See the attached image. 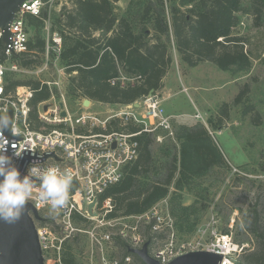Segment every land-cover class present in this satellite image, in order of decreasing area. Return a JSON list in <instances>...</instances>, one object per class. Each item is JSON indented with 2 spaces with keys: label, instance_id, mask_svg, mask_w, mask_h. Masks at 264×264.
<instances>
[{
  "label": "trees",
  "instance_id": "16d2710c",
  "mask_svg": "<svg viewBox=\"0 0 264 264\" xmlns=\"http://www.w3.org/2000/svg\"><path fill=\"white\" fill-rule=\"evenodd\" d=\"M39 17L27 15V24L35 29L28 41V51L12 55L24 68L42 64L47 41L39 30L48 18V1ZM55 15L50 35L61 36L58 64L68 74L66 95L74 99L89 98L108 104H131L159 91L172 62V45L180 60L188 66L209 61L219 69L233 72L251 67L244 39L234 33L239 23L237 12L240 0H129L123 14L117 11L119 0H68ZM255 24L264 20V0H250ZM51 42V40H50ZM49 55L56 57L53 51ZM3 56L1 55V58ZM75 73L72 75V72ZM6 75V91L28 85V120L32 129H39L37 105L58 96L38 79L11 78ZM124 76L123 82L118 78ZM111 79H115L111 83ZM249 92L244 84L234 98L241 103ZM251 112L253 124L261 118L254 106L244 103L243 114ZM229 116L226 102L218 111V118L209 117L208 126L218 129ZM202 122L193 125L174 124L173 138L164 137L155 152L153 137L141 133L137 138L139 152L134 161L124 167L122 178L110 184L103 197H111L113 209L109 217L141 214L161 199L168 198V209L177 231L189 234L201 220L205 192L219 170H230L225 155L211 130ZM135 128V127H134ZM194 200L182 202L183 194ZM253 217L246 231L257 238L255 247L238 264H264V223L253 205ZM147 238L149 235L147 233ZM119 243V242H118ZM125 247L123 242L119 243ZM135 258L144 264L136 255ZM63 264H80L71 246L66 244Z\"/></svg>",
  "mask_w": 264,
  "mask_h": 264
},
{
  "label": "built area",
  "instance_id": "2783aa9c",
  "mask_svg": "<svg viewBox=\"0 0 264 264\" xmlns=\"http://www.w3.org/2000/svg\"><path fill=\"white\" fill-rule=\"evenodd\" d=\"M45 3L44 0L22 2L9 26L10 44L5 49L0 30V113L8 112L9 108L13 110L11 135L3 133L6 153L13 157L21 177L27 174L34 162L43 167L67 169L74 177L69 202L58 213H52L48 206L39 202L35 195L39 191L38 183L29 201L45 218L43 222L34 221L44 264H63L66 244L81 236L87 243L76 255L80 264H141L134 254L127 252V247H141L148 239L147 233L149 253L160 264L198 250L221 254L224 261L235 264L234 256L246 245L233 240L231 228L234 218L228 225L229 229L223 230L219 214L213 211L196 225L191 235L182 236L178 234L169 212L167 198L141 214L108 216L113 203L111 197L102 195L110 184L122 178L124 167L136 159L140 147L137 137L145 132L158 142H162L164 137L173 138V117L165 111L157 93H148L121 109H111L102 114L88 109L82 99L73 101L78 111L72 110L63 93L57 96L51 92L48 99L37 105L40 128H31L28 120L31 87L21 85L7 92L5 77L10 72L27 71L13 61L12 55L28 51L30 26L27 15L39 17ZM48 26L46 19L42 28L49 32ZM51 35L40 70L53 64L49 62L50 51L58 59L61 50V36L55 31ZM118 79L123 82L125 77ZM110 81L114 83L115 79ZM41 82L50 90L51 85L60 84L59 81ZM59 101H63V109ZM62 110L65 111L64 116H61ZM194 116L202 119L198 112ZM93 201L91 210L95 214L89 211V204ZM118 242H123L125 247Z\"/></svg>",
  "mask_w": 264,
  "mask_h": 264
},
{
  "label": "rangeland",
  "instance_id": "374dc122",
  "mask_svg": "<svg viewBox=\"0 0 264 264\" xmlns=\"http://www.w3.org/2000/svg\"><path fill=\"white\" fill-rule=\"evenodd\" d=\"M57 1L59 4L49 5L48 3L49 32L44 28L39 30L47 42L51 40V23L61 7L60 3L67 1L70 4L68 0ZM127 3L128 0H119V5L123 8ZM240 3L241 10L237 12L239 23L234 28V33L244 39V49L249 53L251 59V67L248 70L239 72L222 70L209 61H201L196 66H188L180 60L172 45V68L169 72V76L174 80L176 90L180 87L178 70L186 84L193 87L188 90L187 94L184 92L177 96L179 100L183 99L182 104L185 112L189 114L194 112L189 96L201 108L206 121L209 117L218 118V111L224 102L229 106L228 119H225L216 130L208 127L212 129L211 131H215V138L231 169L228 171L219 170L214 177L207 178L205 185L210 183L211 185L205 192V200L201 203L204 207L201 210L200 221L205 220L214 211L219 214L224 230L229 229L228 225L234 218L231 228L233 240L246 245L238 255L234 256L235 264L244 263L246 253L252 250L257 242V238L246 231L244 222L246 218L248 223L251 221L253 205L259 213L261 222L264 223V20L260 25H256L250 8V0H240ZM28 31L32 36L35 29L29 27ZM49 59V62H53V64H49L47 69L40 70L42 67L40 64L28 67L27 71L10 72L9 76L22 80L32 78L40 81H59V85H51V87L57 89L58 95L63 93L68 106L72 110L78 111V108L73 106L72 99L66 95L68 74L64 70H58L62 68L58 64V59L51 55ZM244 84L248 85L249 92L241 103L236 104L234 98ZM244 103L254 106V110L260 115V124L252 123L251 112L243 114ZM164 106L166 105L164 104ZM166 109H168L167 106ZM97 110L104 114L102 108ZM189 118L199 120L194 117ZM175 124L178 122L175 121ZM162 143L153 139L151 143L153 152ZM193 200L192 194H183L182 202L184 204H189ZM192 233L181 234L178 232L182 236H189ZM86 243V238L81 236L69 240L67 245H70L72 252L78 255Z\"/></svg>",
  "mask_w": 264,
  "mask_h": 264
},
{
  "label": "water",
  "instance_id": "95a60500",
  "mask_svg": "<svg viewBox=\"0 0 264 264\" xmlns=\"http://www.w3.org/2000/svg\"><path fill=\"white\" fill-rule=\"evenodd\" d=\"M24 0H0V30L2 31L1 41L4 49L10 44L9 26L15 17ZM151 90L149 93L151 94ZM90 99L86 98L83 105H87ZM137 105V103H135ZM60 108L63 109V101H59ZM46 107H44L45 109ZM13 118V110L9 108L8 112L0 113ZM65 111H61V116ZM5 135H11V128L3 132ZM93 201L89 204V211L92 214ZM45 221V218L39 214L31 202L26 204V213L15 222L9 223L0 220V264H44L41 248L39 245L37 230L34 221ZM149 240H145L141 247L135 248L128 246L127 252L136 255L144 264H160L149 253ZM166 264H229L223 260V256L218 253L205 250L190 251L173 258Z\"/></svg>",
  "mask_w": 264,
  "mask_h": 264
},
{
  "label": "clouds",
  "instance_id": "9594fccd",
  "mask_svg": "<svg viewBox=\"0 0 264 264\" xmlns=\"http://www.w3.org/2000/svg\"><path fill=\"white\" fill-rule=\"evenodd\" d=\"M11 128V118L0 114V220L12 223L26 213V204L33 195L34 189L39 202L49 207L52 213H58L69 202V194L73 185L71 171L61 170L56 166L43 167L34 162L29 166L27 174L21 177L19 169L13 163L3 144V132ZM15 156H19L17 153Z\"/></svg>",
  "mask_w": 264,
  "mask_h": 264
},
{
  "label": "crops",
  "instance_id": "0c3cea01",
  "mask_svg": "<svg viewBox=\"0 0 264 264\" xmlns=\"http://www.w3.org/2000/svg\"><path fill=\"white\" fill-rule=\"evenodd\" d=\"M128 2H129V0H128ZM48 3H49V5L59 4V1L52 0L50 2L48 1ZM63 4L69 5L67 1H64V3L63 2L60 3L61 6ZM45 5H46V3H45ZM116 5H117V8H118L117 9L118 13L119 14H123L127 5L123 8V7H121L119 5V1H117ZM59 10H60V7H59ZM178 57H179V55H178ZM171 68H172V64L170 65L166 75L163 78V86H162V88L159 91L156 92L162 99V105H163V107H165V111L169 115H171L173 117L172 118V122L174 124H175V121H177L178 124L184 123V124H188V125H193V124H195L197 122H202L204 125H206L208 127L207 121L203 117L204 113H202L201 108H199L197 106V104L195 103L194 99L191 96H189V101H190V103L192 104V106L194 108V112L191 113V114L185 112V108L183 107V104H182V100L183 99L179 100V97H177V96H179V94H183L184 92L187 94L188 90H191L193 87L186 84V82L184 81V78L182 77L181 72L178 70L177 71V76H178V81H179L180 87L178 88V90H176L175 89V85H174V80H173L172 77L169 76V72H170ZM74 73H75V71L72 72V75ZM81 99H82V103H83V101L86 98H81ZM75 100L76 99L72 100V102L75 101ZM164 104L167 106L168 109H166V106H164ZM125 105H127V104H108V103H102V102H98V101H94V100L90 99L89 103L87 105H85V106H87L88 109L93 110V111H97V112H99L97 109L102 108L103 109L102 111H104V113L106 114L111 109H121ZM73 106L78 108V106L74 105V103H73ZM196 112H198V114L201 115L202 119L197 118V119H199L198 121L197 120H191L189 117L196 118L194 116V114ZM211 133H212L214 139L216 140L215 131H211ZM216 142L220 146V144H219V142L217 140H216ZM161 200H159V201H161Z\"/></svg>",
  "mask_w": 264,
  "mask_h": 264
}]
</instances>
